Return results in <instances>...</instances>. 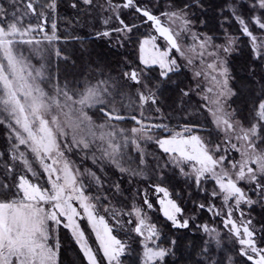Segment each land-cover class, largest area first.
<instances>
[{
	"label": "snow or ice",
	"instance_id": "obj_1",
	"mask_svg": "<svg viewBox=\"0 0 264 264\" xmlns=\"http://www.w3.org/2000/svg\"><path fill=\"white\" fill-rule=\"evenodd\" d=\"M0 264H264V0H0Z\"/></svg>",
	"mask_w": 264,
	"mask_h": 264
},
{
	"label": "trees",
	"instance_id": "obj_2",
	"mask_svg": "<svg viewBox=\"0 0 264 264\" xmlns=\"http://www.w3.org/2000/svg\"><path fill=\"white\" fill-rule=\"evenodd\" d=\"M98 51H100L101 53H104L106 50L103 49L102 46H100V47L98 48Z\"/></svg>",
	"mask_w": 264,
	"mask_h": 264
},
{
	"label": "rangeland",
	"instance_id": "obj_3",
	"mask_svg": "<svg viewBox=\"0 0 264 264\" xmlns=\"http://www.w3.org/2000/svg\"><path fill=\"white\" fill-rule=\"evenodd\" d=\"M86 31H87V29H86ZM101 46H102V48H103V49H105V50H106V48H105L103 45H101Z\"/></svg>",
	"mask_w": 264,
	"mask_h": 264
}]
</instances>
